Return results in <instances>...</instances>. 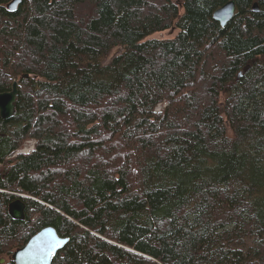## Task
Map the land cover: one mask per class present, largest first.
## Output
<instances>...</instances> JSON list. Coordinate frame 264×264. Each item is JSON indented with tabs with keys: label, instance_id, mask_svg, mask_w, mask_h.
Masks as SVG:
<instances>
[{
	"label": "trees",
	"instance_id": "trees-1",
	"mask_svg": "<svg viewBox=\"0 0 264 264\" xmlns=\"http://www.w3.org/2000/svg\"><path fill=\"white\" fill-rule=\"evenodd\" d=\"M11 1L3 264L48 225L69 238L53 264H264V0H235L224 26L230 0Z\"/></svg>",
	"mask_w": 264,
	"mask_h": 264
},
{
	"label": "water",
	"instance_id": "water-1",
	"mask_svg": "<svg viewBox=\"0 0 264 264\" xmlns=\"http://www.w3.org/2000/svg\"><path fill=\"white\" fill-rule=\"evenodd\" d=\"M21 0H12L8 8L13 10L17 8ZM258 3H254V9L257 10ZM236 12L235 0H230L214 12V18L224 26L232 19ZM25 74L22 78H28ZM19 96L18 81H14L11 91L0 93V116L3 119H9L15 115L16 103ZM9 214L13 219L22 220L25 218V203L21 199H16L9 205ZM69 238L59 236L53 226L46 227L36 233L29 239L26 245L17 249L12 259L16 264H53L54 256L61 251L68 243ZM5 259L0 260L3 264Z\"/></svg>",
	"mask_w": 264,
	"mask_h": 264
},
{
	"label": "rangeland",
	"instance_id": "rangeland-1",
	"mask_svg": "<svg viewBox=\"0 0 264 264\" xmlns=\"http://www.w3.org/2000/svg\"><path fill=\"white\" fill-rule=\"evenodd\" d=\"M178 33L177 30H166L164 32H160V33H156L150 36L149 39H165V38H169L172 37L174 35H176ZM121 49L116 48L110 55V60H112L115 56H117L120 53ZM162 108V106L160 108H158V110H160ZM33 145V143H29V147H31Z\"/></svg>",
	"mask_w": 264,
	"mask_h": 264
},
{
	"label": "bare ground",
	"instance_id": "bare-ground-1",
	"mask_svg": "<svg viewBox=\"0 0 264 264\" xmlns=\"http://www.w3.org/2000/svg\"><path fill=\"white\" fill-rule=\"evenodd\" d=\"M19 88V87H18ZM126 105V104H125ZM91 106V105H90ZM89 106V107H90ZM84 107V106H83ZM161 106H159L158 108H160ZM158 108H157V110H158ZM84 109H85V107H84ZM87 110V109H86ZM159 111V110H158ZM12 134V133H11ZM13 135V134H12ZM10 139V138H9ZM19 142V141H18ZM29 143H33V145L31 146V147H29ZM34 144H35V141H28V142H26L25 144H24V147L21 149V150H19L18 151V153H26V154H29V153H31L33 150H34ZM72 147V146H71ZM71 155V154H70ZM96 164V163H95ZM97 165V164H96ZM100 167V166H99ZM107 167V166H106ZM90 169H91V167H90ZM110 169V168H109ZM87 170V169H86ZM155 178V177H154ZM9 211V210H8ZM25 219V218H24ZM24 219H22V220H24ZM18 220V219H17ZM47 227H49V225L47 226ZM44 228H46V227H44ZM43 228V229H44ZM155 240V239H154Z\"/></svg>",
	"mask_w": 264,
	"mask_h": 264
},
{
	"label": "flooded vegetation",
	"instance_id": "flooded-vegetation-1",
	"mask_svg": "<svg viewBox=\"0 0 264 264\" xmlns=\"http://www.w3.org/2000/svg\"><path fill=\"white\" fill-rule=\"evenodd\" d=\"M58 233V232H57ZM64 238H68V237H64ZM63 250V249H62Z\"/></svg>",
	"mask_w": 264,
	"mask_h": 264
}]
</instances>
